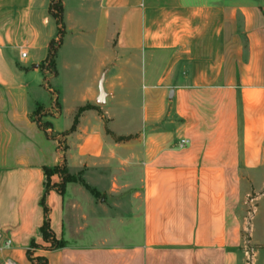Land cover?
<instances>
[{
    "label": "crops",
    "instance_id": "1",
    "mask_svg": "<svg viewBox=\"0 0 264 264\" xmlns=\"http://www.w3.org/2000/svg\"><path fill=\"white\" fill-rule=\"evenodd\" d=\"M52 3L0 0V264H264V0H74L90 28L63 3L47 71ZM70 37L92 56L73 96ZM55 167L97 196L47 192L52 249Z\"/></svg>",
    "mask_w": 264,
    "mask_h": 264
},
{
    "label": "rangeland",
    "instance_id": "2",
    "mask_svg": "<svg viewBox=\"0 0 264 264\" xmlns=\"http://www.w3.org/2000/svg\"><path fill=\"white\" fill-rule=\"evenodd\" d=\"M73 2L74 0H53V3H54L53 6L55 10H57L59 6L62 5L63 3L68 4L67 6L74 9L73 13L66 17L67 19L66 25L71 26L72 21H74L78 23L81 22L87 28L94 26L95 21H96L95 15L94 14L88 15L85 12H82V10L77 8V6L73 5ZM66 25L63 26L65 29H66ZM90 57H92L91 51L90 49H88L87 46L85 47L78 46L77 43L73 41L72 37L67 38L65 40L64 47L62 51L60 52L58 59H57L58 71H60V73H59V78L54 83V87H57L59 89L62 87L65 93H67L69 96H73V93L82 92L84 90V82H83V77H84L83 72L84 71H78L77 67L75 68V64L80 63L81 65H83V62L85 60H88ZM83 68H86V67H83ZM46 70L47 71L50 70L47 64H46ZM40 112L41 111H38L36 113L35 120L39 124L43 125L42 119H41L42 115ZM67 180L68 179H66V181ZM75 183H79V182H75ZM51 186H55V185H51Z\"/></svg>",
    "mask_w": 264,
    "mask_h": 264
},
{
    "label": "trees",
    "instance_id": "3",
    "mask_svg": "<svg viewBox=\"0 0 264 264\" xmlns=\"http://www.w3.org/2000/svg\"><path fill=\"white\" fill-rule=\"evenodd\" d=\"M53 5H54V3L51 4L49 11H50L52 17L55 19V21L57 23V26L59 28V31H58V39H57V41L51 43V45H50L48 56H47V60H46L47 65L51 69H53V67H54V60H55V57H56V50H57L58 46L60 45L61 39H62L63 34H64V27H63L64 25H63V20H62V6L60 5L59 8L57 10H55ZM85 109H87V108H85ZM85 109H80L78 111V114H77V116L74 119L73 125H72L71 129L67 132V134L72 132L75 129V126H76V123H77V117ZM106 133L109 134L108 131H106ZM117 140L118 141H127V140H129V137H127V138L120 137ZM44 173H45V177H46V183H45V192H44V195H43V199L41 201V204H42L43 210H44V219H43L42 226L40 227V233H41V236H42L43 240L45 242H49L51 244V248L55 249V248L61 247L62 244L61 243H57L54 240V238L52 237V235H51V230H50V226H49V218H48V212L49 211H48V209H47V207L45 205V197H46L47 192L54 188L60 195H63L64 192H65V187H66V185L68 183L80 182L85 187V189H87L93 196L96 197L97 193H96L95 190H93L89 186H87L80 179V177L77 178L75 176L69 175L65 167H55L53 169H44ZM54 174H57V175L60 176L61 182L58 185L51 186L50 185V177L52 175H54ZM66 179H68V180L66 181ZM27 257L31 261H33L34 264H41V262H39L38 260L32 259L30 253H27Z\"/></svg>",
    "mask_w": 264,
    "mask_h": 264
},
{
    "label": "built area",
    "instance_id": "4",
    "mask_svg": "<svg viewBox=\"0 0 264 264\" xmlns=\"http://www.w3.org/2000/svg\"><path fill=\"white\" fill-rule=\"evenodd\" d=\"M187 145H188V141H187V140H185V139L180 140V142H179V147H180V148H184V147H186ZM6 245H9V242H7Z\"/></svg>",
    "mask_w": 264,
    "mask_h": 264
},
{
    "label": "water",
    "instance_id": "5",
    "mask_svg": "<svg viewBox=\"0 0 264 264\" xmlns=\"http://www.w3.org/2000/svg\"><path fill=\"white\" fill-rule=\"evenodd\" d=\"M97 104L103 105V94L102 93H100V97H99V100L97 101Z\"/></svg>",
    "mask_w": 264,
    "mask_h": 264
}]
</instances>
